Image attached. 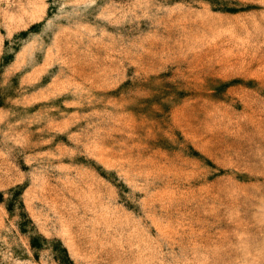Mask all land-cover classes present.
Listing matches in <instances>:
<instances>
[{
  "label": "rangeland",
  "instance_id": "rangeland-1",
  "mask_svg": "<svg viewBox=\"0 0 264 264\" xmlns=\"http://www.w3.org/2000/svg\"><path fill=\"white\" fill-rule=\"evenodd\" d=\"M0 264H264V0H0Z\"/></svg>",
  "mask_w": 264,
  "mask_h": 264
}]
</instances>
